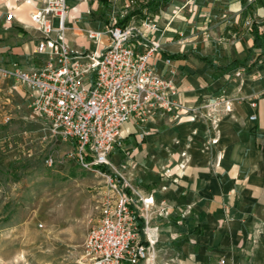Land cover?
Returning <instances> with one entry per match:
<instances>
[{
	"label": "crops",
	"instance_id": "1",
	"mask_svg": "<svg viewBox=\"0 0 264 264\" xmlns=\"http://www.w3.org/2000/svg\"><path fill=\"white\" fill-rule=\"evenodd\" d=\"M110 1L68 0L71 47L92 50L86 31L107 26L95 19ZM175 1L155 13L157 29L148 32L162 47L152 60L155 68L167 75L163 60L171 59L181 105L224 96L232 110L222 112L216 132L206 121L176 112L156 113L142 130L126 123L123 152L112 162L143 196L172 207L169 217L153 223L174 264H264V62L256 59L264 46L250 53L252 28L264 37V0ZM9 11L13 19L6 22ZM31 11V5L0 0V65L40 64ZM3 81L0 98L13 90L24 94L16 81Z\"/></svg>",
	"mask_w": 264,
	"mask_h": 264
},
{
	"label": "built area",
	"instance_id": "2",
	"mask_svg": "<svg viewBox=\"0 0 264 264\" xmlns=\"http://www.w3.org/2000/svg\"><path fill=\"white\" fill-rule=\"evenodd\" d=\"M14 1L32 6L29 18L39 35L37 53L43 57L32 69L16 62L0 65L1 79L27 88L31 110L52 135L74 142L70 157L104 178L100 217L88 229L83 261L154 264L159 234L153 221L169 217L172 207L166 201L156 203L151 195L143 196L122 166L113 164L112 155L123 145V126L134 123L142 130L156 113L176 112L206 121L216 132L222 112L232 110L229 99L211 97L193 107L177 102L171 59L163 60L169 67L167 75L152 62L162 51L159 40L148 38V32L157 29L155 18L88 29L93 48L85 53L67 42L68 0ZM4 19L11 21L13 12ZM216 142L217 138L211 141ZM45 162L55 163L52 158Z\"/></svg>",
	"mask_w": 264,
	"mask_h": 264
},
{
	"label": "rangeland",
	"instance_id": "3",
	"mask_svg": "<svg viewBox=\"0 0 264 264\" xmlns=\"http://www.w3.org/2000/svg\"><path fill=\"white\" fill-rule=\"evenodd\" d=\"M175 2L113 0L95 21L127 25ZM256 59L264 62V53ZM22 90L0 98V264H85L83 244L100 217L104 178L70 157L74 142L52 135ZM47 158L55 163L48 166ZM157 243L154 264H174L170 247Z\"/></svg>",
	"mask_w": 264,
	"mask_h": 264
},
{
	"label": "trees",
	"instance_id": "4",
	"mask_svg": "<svg viewBox=\"0 0 264 264\" xmlns=\"http://www.w3.org/2000/svg\"><path fill=\"white\" fill-rule=\"evenodd\" d=\"M151 1H153V0H151ZM252 29H253V35H254V37H253V46H252V48H251V50H250V53H251L254 49H256V48H262V47L264 46V45H263V43H264V37H261V36L258 34V29H257L256 27H253ZM248 60H249V59L247 58V61H248ZM238 64H240L238 61H237V62H233L232 64H230V65L227 66L226 68L233 69V68L237 67Z\"/></svg>",
	"mask_w": 264,
	"mask_h": 264
}]
</instances>
